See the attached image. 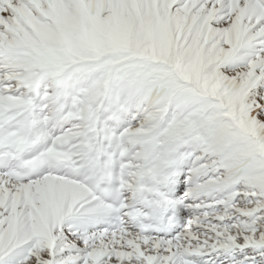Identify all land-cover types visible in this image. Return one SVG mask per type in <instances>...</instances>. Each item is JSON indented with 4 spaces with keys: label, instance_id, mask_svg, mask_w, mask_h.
<instances>
[{
    "label": "snow or ice",
    "instance_id": "6c2138e0",
    "mask_svg": "<svg viewBox=\"0 0 264 264\" xmlns=\"http://www.w3.org/2000/svg\"><path fill=\"white\" fill-rule=\"evenodd\" d=\"M0 264H264V0H0Z\"/></svg>",
    "mask_w": 264,
    "mask_h": 264
}]
</instances>
